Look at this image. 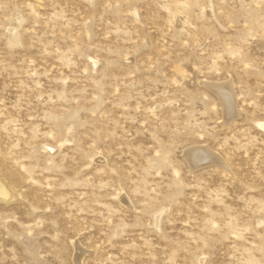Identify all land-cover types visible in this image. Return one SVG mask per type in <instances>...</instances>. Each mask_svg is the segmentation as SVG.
Returning a JSON list of instances; mask_svg holds the SVG:
<instances>
[{
    "label": "rangeland",
    "instance_id": "374dc122",
    "mask_svg": "<svg viewBox=\"0 0 264 264\" xmlns=\"http://www.w3.org/2000/svg\"><path fill=\"white\" fill-rule=\"evenodd\" d=\"M0 181V264H264V0H0Z\"/></svg>",
    "mask_w": 264,
    "mask_h": 264
},
{
    "label": "bare ground",
    "instance_id": "6f19581e",
    "mask_svg": "<svg viewBox=\"0 0 264 264\" xmlns=\"http://www.w3.org/2000/svg\"><path fill=\"white\" fill-rule=\"evenodd\" d=\"M229 81V80H228ZM228 81H227V84H228ZM211 84H212V82H211ZM222 84H225V83H222ZM227 86V85H226ZM229 87V86H228ZM228 89V88H227ZM224 91H226V90H224ZM221 95H223V94H221ZM233 96V95H232ZM223 100V99H222ZM233 107V106H232ZM223 108V107H222ZM223 110H225V109H223ZM232 110V109H231ZM234 112H236V110H233ZM224 112H226V111H224ZM229 114V113H228ZM235 115V114H234ZM237 115V114H236ZM227 116V115H226ZM230 117H231V115H230ZM197 147H200V146H197ZM204 147V146H203ZM196 148V147H195ZM202 148V147H201ZM193 149V148H192ZM187 150H191V149H187ZM194 150V149H193ZM197 150V149H196ZM200 150V149H199ZM198 150V151H199ZM203 150V149H202ZM204 151V150H203ZM195 152V151H194ZM208 152V151H207ZM198 153V152H197ZM202 153V152H201ZM194 154V153H193ZM205 154V153H204ZM209 154H210V152H209ZM188 155V154H187ZM199 156V155H198ZM189 158H192V157H190V156H188ZM194 158H195V156H194ZM204 158H207L206 156L204 157ZM211 158V157H210ZM209 158V159H210ZM208 159V160H209ZM191 160V159H190ZM206 160V159H205ZM205 160H203L202 162H204ZM207 161V160H206ZM219 161V160H218ZM194 167V166H193ZM8 191H7V189H6V187L4 186V184L0 181V197H6L7 195H8V193H7ZM77 259V258H76Z\"/></svg>",
    "mask_w": 264,
    "mask_h": 264
}]
</instances>
